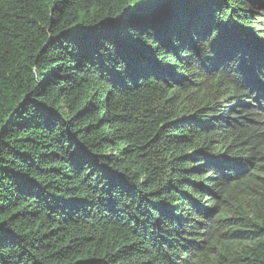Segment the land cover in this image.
Listing matches in <instances>:
<instances>
[{"label":"trees","instance_id":"16d2710c","mask_svg":"<svg viewBox=\"0 0 264 264\" xmlns=\"http://www.w3.org/2000/svg\"><path fill=\"white\" fill-rule=\"evenodd\" d=\"M0 264H264V0H0Z\"/></svg>","mask_w":264,"mask_h":264}]
</instances>
